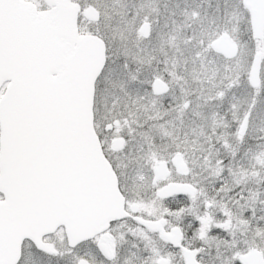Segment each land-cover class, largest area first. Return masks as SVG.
Instances as JSON below:
<instances>
[{"label":"snow or ice","instance_id":"obj_1","mask_svg":"<svg viewBox=\"0 0 264 264\" xmlns=\"http://www.w3.org/2000/svg\"><path fill=\"white\" fill-rule=\"evenodd\" d=\"M0 264H264V0H0Z\"/></svg>","mask_w":264,"mask_h":264}]
</instances>
